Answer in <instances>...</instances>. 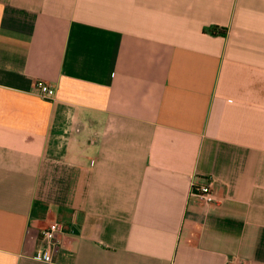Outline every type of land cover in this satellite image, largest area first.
Listing matches in <instances>:
<instances>
[{
	"label": "crops",
	"instance_id": "1",
	"mask_svg": "<svg viewBox=\"0 0 264 264\" xmlns=\"http://www.w3.org/2000/svg\"><path fill=\"white\" fill-rule=\"evenodd\" d=\"M0 264H264V0H0Z\"/></svg>",
	"mask_w": 264,
	"mask_h": 264
},
{
	"label": "built area",
	"instance_id": "2",
	"mask_svg": "<svg viewBox=\"0 0 264 264\" xmlns=\"http://www.w3.org/2000/svg\"><path fill=\"white\" fill-rule=\"evenodd\" d=\"M36 88L40 97L44 99H51L54 96V90L44 83L37 82ZM191 195L203 199L205 201H212L211 188L209 185L191 187ZM59 225L51 222L41 233V242L43 249L38 254V259L42 261H51V254L57 247L56 236L59 233Z\"/></svg>",
	"mask_w": 264,
	"mask_h": 264
},
{
	"label": "trees",
	"instance_id": "3",
	"mask_svg": "<svg viewBox=\"0 0 264 264\" xmlns=\"http://www.w3.org/2000/svg\"><path fill=\"white\" fill-rule=\"evenodd\" d=\"M222 33H223V32H222ZM222 33H221V34H222Z\"/></svg>",
	"mask_w": 264,
	"mask_h": 264
}]
</instances>
